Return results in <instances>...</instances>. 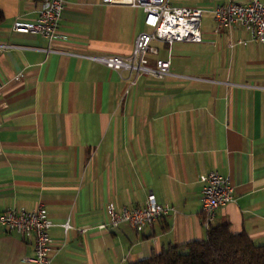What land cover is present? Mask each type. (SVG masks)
I'll use <instances>...</instances> for the list:
<instances>
[{
	"label": "crops",
	"instance_id": "1",
	"mask_svg": "<svg viewBox=\"0 0 264 264\" xmlns=\"http://www.w3.org/2000/svg\"><path fill=\"white\" fill-rule=\"evenodd\" d=\"M230 1L250 0H170L209 9L204 39L153 41L151 63L170 59L171 74L131 85L92 57L130 55L149 30L143 9L66 0L50 43L14 28L38 18V0H0V212L44 207L53 264H135L205 240L200 178L214 170L235 189L214 225L264 246V42L240 27L216 33L211 10ZM150 194L172 208L152 227H100L111 204L141 207ZM34 256L32 242L0 233V264Z\"/></svg>",
	"mask_w": 264,
	"mask_h": 264
},
{
	"label": "built area",
	"instance_id": "2",
	"mask_svg": "<svg viewBox=\"0 0 264 264\" xmlns=\"http://www.w3.org/2000/svg\"><path fill=\"white\" fill-rule=\"evenodd\" d=\"M39 16L35 21L17 20L14 28L42 35L48 42L54 41L63 17L66 0H38ZM104 4H126L141 8L145 12V25L149 29L138 35L133 52L127 56L96 55L95 61L119 73H128L129 83L136 85L138 78L148 75L164 80L171 74V60H158L154 64L150 55L157 50L153 41L173 44L176 41L202 42V19L209 12L204 7L173 6L170 0H102ZM216 22V33L225 29L240 27L250 35L251 41L264 42V2L250 0L246 3L230 1L216 5L212 10ZM248 42L239 39L237 44ZM4 84L0 83V97ZM202 220L207 230L214 226L218 211L235 200V189L229 179L214 170L201 175ZM172 208L161 204L153 194L141 207L130 208L111 204L108 209L109 221L102 229H116L130 225L141 232L169 214ZM54 222L44 207L27 210L18 206L0 212V233H17L35 247V256L28 259L32 264H53L59 249L51 235ZM66 232L73 229L71 221L63 225Z\"/></svg>",
	"mask_w": 264,
	"mask_h": 264
},
{
	"label": "trees",
	"instance_id": "3",
	"mask_svg": "<svg viewBox=\"0 0 264 264\" xmlns=\"http://www.w3.org/2000/svg\"><path fill=\"white\" fill-rule=\"evenodd\" d=\"M135 264H264V246L254 243L245 233H233L230 224L224 223L212 226L205 240L171 245Z\"/></svg>",
	"mask_w": 264,
	"mask_h": 264
},
{
	"label": "rangeland",
	"instance_id": "4",
	"mask_svg": "<svg viewBox=\"0 0 264 264\" xmlns=\"http://www.w3.org/2000/svg\"><path fill=\"white\" fill-rule=\"evenodd\" d=\"M202 24H203V19H202Z\"/></svg>",
	"mask_w": 264,
	"mask_h": 264
}]
</instances>
